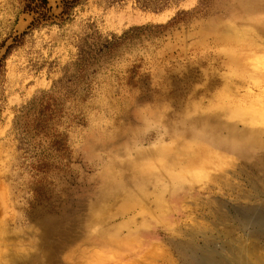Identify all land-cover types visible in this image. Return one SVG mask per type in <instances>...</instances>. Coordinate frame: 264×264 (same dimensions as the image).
<instances>
[{"label": "rangeland", "instance_id": "1", "mask_svg": "<svg viewBox=\"0 0 264 264\" xmlns=\"http://www.w3.org/2000/svg\"><path fill=\"white\" fill-rule=\"evenodd\" d=\"M252 126L264 0H0V264L264 261Z\"/></svg>", "mask_w": 264, "mask_h": 264}, {"label": "bare ground", "instance_id": "2", "mask_svg": "<svg viewBox=\"0 0 264 264\" xmlns=\"http://www.w3.org/2000/svg\"><path fill=\"white\" fill-rule=\"evenodd\" d=\"M247 126V125H245ZM236 127V126H235ZM253 128L250 127H246V129H244L243 131H241L239 133L238 136V140H245L246 144H249L252 140H256L259 141L258 147L261 148L262 150L264 149V140H262L261 138L264 137V126H252ZM248 146V145H247ZM238 148V147H237ZM257 148V147H255ZM210 152V151H209ZM244 152V151H243ZM250 152V151H249ZM264 154V153H262ZM189 157V156H188ZM251 157V156H250ZM256 157V156H255ZM263 157V156H262ZM261 157V158H262ZM257 158V157H256ZM252 160V158H250ZM260 159V158H259ZM264 159V158H263ZM220 160V159H219ZM246 160V159H245ZM250 160V161H251ZM256 160V159H255ZM249 161V160H248ZM249 161V162H250ZM245 165V164H244ZM241 166V165H240ZM225 172V171H224ZM228 172V171H227ZM216 173V172H215ZM223 176L225 174H222ZM229 175V174H228ZM222 177V176H221ZM221 179V178H220ZM254 183V182H253ZM261 191V190H260ZM257 194V193H256ZM237 215V213H235ZM243 214V212H242ZM238 216V215H237ZM242 218L240 219L241 223L245 226H256L257 224H259L261 226L260 221H255L257 220L255 217H252L250 215H240ZM258 222V223H257ZM263 227V226H262ZM254 229V228H253ZM261 229V228H260ZM259 229V230H260ZM264 228H262L263 230ZM252 233V232H250ZM249 233V234H250ZM258 234V233H257ZM251 235V234H250ZM260 236V235H259ZM252 237V236H251ZM251 247H249L248 249H246V247H244L243 245L239 246V250L238 252L235 253L234 257H233V264H264V261L260 258V257H256V253L255 252H251L250 249ZM254 249V248H253ZM230 252V251H229ZM204 253V252H203ZM234 253V252H232ZM211 254V253H210ZM226 254V253H225ZM205 255V253H204ZM224 255V254H223ZM206 256V255H205ZM228 256V255H227ZM258 256V255H257ZM193 257V256H192ZM226 257V256H225ZM229 257V256H228ZM231 258V257H230ZM223 259V257L221 258ZM223 261V260H222ZM217 262V261H216ZM226 264V263H225Z\"/></svg>", "mask_w": 264, "mask_h": 264}, {"label": "trees", "instance_id": "3", "mask_svg": "<svg viewBox=\"0 0 264 264\" xmlns=\"http://www.w3.org/2000/svg\"><path fill=\"white\" fill-rule=\"evenodd\" d=\"M107 43H109V41L106 42V44L104 45V48H108L109 47V44H107Z\"/></svg>", "mask_w": 264, "mask_h": 264}]
</instances>
